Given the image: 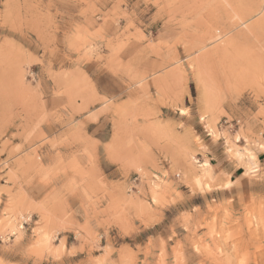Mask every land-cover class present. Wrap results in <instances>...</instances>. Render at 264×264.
Returning a JSON list of instances; mask_svg holds the SVG:
<instances>
[{"label": "rangeland", "instance_id": "1", "mask_svg": "<svg viewBox=\"0 0 264 264\" xmlns=\"http://www.w3.org/2000/svg\"><path fill=\"white\" fill-rule=\"evenodd\" d=\"M245 145L264 0H0V264H264Z\"/></svg>", "mask_w": 264, "mask_h": 264}, {"label": "crops", "instance_id": "2", "mask_svg": "<svg viewBox=\"0 0 264 264\" xmlns=\"http://www.w3.org/2000/svg\"><path fill=\"white\" fill-rule=\"evenodd\" d=\"M245 152H247L248 156L249 154L254 155V157L251 156L249 158L253 159V161L256 160L257 162H260V156L264 154V152L257 150V148L255 150H252V148H250L248 145H245ZM222 160L223 163L222 166L220 165V167H222V169L224 170L225 175L228 177L230 184L235 187L236 193L241 190L248 191V194L250 196L264 197V173H262L264 171L263 169V171L255 170V174L248 177L246 172H244L241 167L235 168V166L230 165L231 163H226V158H222ZM207 165V171H209L210 174V170H212V168H215L216 166L211 163H208ZM229 191L231 192V189H229Z\"/></svg>", "mask_w": 264, "mask_h": 264}, {"label": "bare ground", "instance_id": "3", "mask_svg": "<svg viewBox=\"0 0 264 264\" xmlns=\"http://www.w3.org/2000/svg\"><path fill=\"white\" fill-rule=\"evenodd\" d=\"M197 46V45H196Z\"/></svg>", "mask_w": 264, "mask_h": 264}]
</instances>
